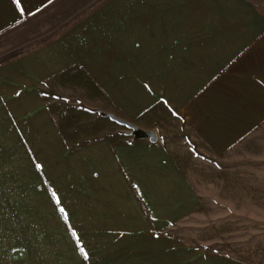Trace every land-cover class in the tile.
Returning <instances> with one entry per match:
<instances>
[{
  "label": "crops",
  "instance_id": "obj_1",
  "mask_svg": "<svg viewBox=\"0 0 264 264\" xmlns=\"http://www.w3.org/2000/svg\"><path fill=\"white\" fill-rule=\"evenodd\" d=\"M55 1L0 0V34ZM197 153L264 173V0H108L0 63V264H264L191 239Z\"/></svg>",
  "mask_w": 264,
  "mask_h": 264
},
{
  "label": "rangeland",
  "instance_id": "obj_2",
  "mask_svg": "<svg viewBox=\"0 0 264 264\" xmlns=\"http://www.w3.org/2000/svg\"><path fill=\"white\" fill-rule=\"evenodd\" d=\"M107 1L56 0L45 10L24 19L0 34V63L10 60L13 55L32 51L43 45L48 38L51 40L54 36L62 34ZM128 129L132 131L130 127ZM197 159L206 162L208 168L207 171L205 167L195 166L204 171L201 175L204 178V188H207L204 189V193L208 195L206 212L208 229L204 238L191 237V239L195 241L204 239L212 249H219L220 246L229 244V241L235 239L244 241L250 237V254L257 255L254 250H264V198L262 197V192L264 195V173H250V179L247 173L241 174V178H238V175L231 177L226 173L214 172L215 164H218L216 167L219 170L224 168V165L216 159L201 153H197ZM189 160L191 161L190 158ZM241 163L246 164L245 161ZM221 179H223V184L227 181V185H225L222 196L219 197H222V201L227 204L219 203L221 201L215 198V193L220 190L208 189L209 182L214 183ZM247 195L250 196V204L246 203L249 199L244 198ZM241 256L245 257V255Z\"/></svg>",
  "mask_w": 264,
  "mask_h": 264
},
{
  "label": "water",
  "instance_id": "obj_3",
  "mask_svg": "<svg viewBox=\"0 0 264 264\" xmlns=\"http://www.w3.org/2000/svg\"><path fill=\"white\" fill-rule=\"evenodd\" d=\"M127 126L132 129V134L137 139H150L152 141H156L157 139L156 134L154 133L143 131L140 128L133 125H127Z\"/></svg>",
  "mask_w": 264,
  "mask_h": 264
},
{
  "label": "snow or ice",
  "instance_id": "obj_4",
  "mask_svg": "<svg viewBox=\"0 0 264 264\" xmlns=\"http://www.w3.org/2000/svg\"><path fill=\"white\" fill-rule=\"evenodd\" d=\"M15 3H16L17 6H18V10H20V12H21V15H23V9L20 7L21 0H15ZM49 3H51V0H49ZM62 210H63V209H62Z\"/></svg>",
  "mask_w": 264,
  "mask_h": 264
},
{
  "label": "trees",
  "instance_id": "obj_5",
  "mask_svg": "<svg viewBox=\"0 0 264 264\" xmlns=\"http://www.w3.org/2000/svg\"><path fill=\"white\" fill-rule=\"evenodd\" d=\"M47 41H49V38H48L47 40H45V42H47ZM17 56H19V55H18V54L13 55V56L10 57V59H13V58H15V57H17Z\"/></svg>",
  "mask_w": 264,
  "mask_h": 264
}]
</instances>
